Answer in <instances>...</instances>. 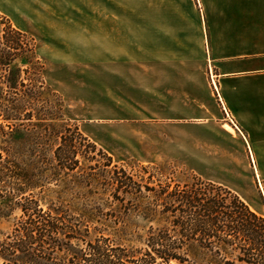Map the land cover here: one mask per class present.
I'll return each instance as SVG.
<instances>
[{
	"label": "crops",
	"instance_id": "0c3cea01",
	"mask_svg": "<svg viewBox=\"0 0 264 264\" xmlns=\"http://www.w3.org/2000/svg\"><path fill=\"white\" fill-rule=\"evenodd\" d=\"M147 1L155 13L57 21L78 40L51 74L65 117L114 158L147 153L214 183L225 168L249 190L264 181V0ZM87 38L130 40V57L87 62Z\"/></svg>",
	"mask_w": 264,
	"mask_h": 264
},
{
	"label": "trees",
	"instance_id": "16d2710c",
	"mask_svg": "<svg viewBox=\"0 0 264 264\" xmlns=\"http://www.w3.org/2000/svg\"><path fill=\"white\" fill-rule=\"evenodd\" d=\"M5 20L0 136L6 140L34 122L43 92L60 99L57 117L71 123L65 119L62 96L46 83L37 38ZM68 124L56 135L59 179L74 176L83 159L91 161L77 145L89 149L92 159L104 155L113 160L78 124ZM4 153L0 199L20 217L0 239V264H264V214L232 189L175 163H139L136 174L122 170L107 185L114 189L118 210L96 213L87 211V203L74 206L61 197H47V186L37 183L8 150ZM121 237L136 241L124 243Z\"/></svg>",
	"mask_w": 264,
	"mask_h": 264
},
{
	"label": "rangeland",
	"instance_id": "374dc122",
	"mask_svg": "<svg viewBox=\"0 0 264 264\" xmlns=\"http://www.w3.org/2000/svg\"><path fill=\"white\" fill-rule=\"evenodd\" d=\"M132 13H155V10L151 9L150 11L147 0H0V43L5 28L3 23H6V18L11 21L15 28L35 36L39 43L38 56L47 68L45 73L46 83L52 90H55L51 85L54 62L58 60L64 50L77 46L78 42L76 39H70L67 34L59 33L57 21L63 16L86 14L89 18L91 15H130ZM118 41V45H113L108 40L87 38V62L103 61L100 59L101 51L113 52L111 55L112 61H128L131 47L125 45L124 42L130 40L121 39ZM80 56H83V54L77 57ZM211 74L216 76L213 72ZM40 99L33 123L27 122L25 127L17 129L19 132L12 133L13 136L8 137L6 140L0 136V153L5 154V150H8L11 158L23 170L30 172L37 183L47 186L44 190L49 198L58 199L61 197L74 206H83L82 204L87 203V211L96 213L99 211H117L118 206L112 197L114 189L107 187L109 181L116 176H122V170L130 174H136L139 170L137 167L139 163L147 165L149 160H146L147 153H145L143 161L129 157L114 158L111 155L113 160H109L104 155H98L96 159H92L95 155L89 149L77 145L79 151L91 161L83 159L81 168L73 174L74 176L59 179L55 150L60 144V139L56 135L68 123L59 120L57 117L60 116L59 98L43 92ZM65 119L67 120L66 117ZM69 124L74 125L73 122ZM6 130L9 132L8 129ZM98 147L101 148L99 145ZM183 168L195 172L193 168ZM218 169L220 175L224 173L227 177L223 178L224 175L221 176L226 183L220 180H217V183L233 189L256 212L264 214V181L261 182L259 177H256V184L252 181L248 190L243 183L236 181L234 172L225 168ZM179 181L183 180L179 178ZM91 190L94 192H91ZM40 191L41 189L37 188L35 194L39 196ZM5 215H8V217ZM19 217V211L12 212L9 202L0 199V239L11 231L13 224ZM121 238L124 243H128L126 240L136 241L132 237Z\"/></svg>",
	"mask_w": 264,
	"mask_h": 264
},
{
	"label": "built area",
	"instance_id": "2783aa9c",
	"mask_svg": "<svg viewBox=\"0 0 264 264\" xmlns=\"http://www.w3.org/2000/svg\"><path fill=\"white\" fill-rule=\"evenodd\" d=\"M215 77H216V76H214L213 74H211V79H212V80H214ZM227 118H228V120H229V124H230V126H231L232 128H234L235 131L237 130V131L241 134V132L239 131V129L237 128V126L234 124L233 120H231V119L229 118V115H228V114H227Z\"/></svg>",
	"mask_w": 264,
	"mask_h": 264
}]
</instances>
